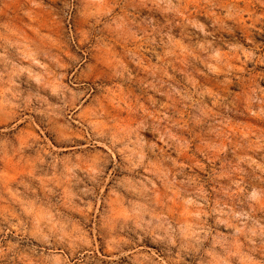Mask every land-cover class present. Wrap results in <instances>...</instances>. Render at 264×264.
Returning a JSON list of instances; mask_svg holds the SVG:
<instances>
[{
	"label": "rangeland",
	"instance_id": "1",
	"mask_svg": "<svg viewBox=\"0 0 264 264\" xmlns=\"http://www.w3.org/2000/svg\"><path fill=\"white\" fill-rule=\"evenodd\" d=\"M0 264H264V0H0Z\"/></svg>",
	"mask_w": 264,
	"mask_h": 264
}]
</instances>
